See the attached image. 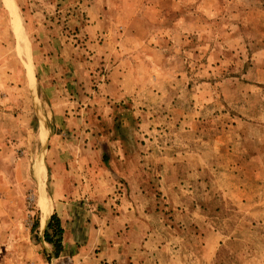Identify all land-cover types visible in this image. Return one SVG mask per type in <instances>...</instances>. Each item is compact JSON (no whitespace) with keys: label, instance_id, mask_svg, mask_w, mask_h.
I'll list each match as a JSON object with an SVG mask.
<instances>
[{"label":"rangeland","instance_id":"374dc122","mask_svg":"<svg viewBox=\"0 0 264 264\" xmlns=\"http://www.w3.org/2000/svg\"><path fill=\"white\" fill-rule=\"evenodd\" d=\"M4 1L0 73L17 69L22 85L18 90L27 98L24 111L36 104L42 125L39 133L27 130L26 139L17 129L0 130V264H17L8 253L17 246L7 239L12 232L8 221L17 211V190L21 210H29L34 192L38 200L39 189L56 193L67 184L64 174L71 170L66 168L73 151L63 149L64 137L55 134L62 132L66 106H74L67 102L77 100L82 90L77 60L95 59L103 45L116 58L115 46L123 40L133 58L130 66L147 65L157 46L166 48V57L175 55L182 75L181 91L172 104L186 115L183 127L197 124L199 129L194 148L170 132L151 135L155 147L145 148L151 159L177 163L166 174L152 166L150 226L142 236L149 241L148 259L145 252L131 256L120 241L119 251L108 254L120 259L105 261L264 264V0H14L24 27L25 57L18 53L17 33L23 34L15 26L17 12L11 13ZM92 66L87 77H103V67L97 71ZM91 81L95 85L85 86L83 95H89V87L96 88L97 80ZM68 125V133L84 128L82 118L70 123L68 117L63 129ZM84 156L96 167L99 155L93 146ZM174 176L180 181L174 182ZM79 185L85 209L104 208L100 197L111 189L103 179L82 175ZM28 215L33 226L35 207ZM50 246L51 259L44 253L45 264L70 263L53 259Z\"/></svg>","mask_w":264,"mask_h":264},{"label":"crops","instance_id":"0c3cea01","mask_svg":"<svg viewBox=\"0 0 264 264\" xmlns=\"http://www.w3.org/2000/svg\"><path fill=\"white\" fill-rule=\"evenodd\" d=\"M101 49L100 56L95 59L93 56L86 59L81 56L77 60L76 67H80L78 71L81 69L77 75L84 77L77 80L82 90L75 96L77 100L67 102L74 103V106H66L65 117L59 126L62 132L55 134L64 137L63 149L69 153L73 151V156L68 159L70 166L66 168L71 170L64 174L67 184L62 190L59 187L56 193L45 194L39 189L38 200L36 192H32V210H21L22 196L17 190V211L8 221V228L12 229V232L7 237L8 244L17 246V251L12 249V252H8L14 255L17 264H45V254L48 261L51 259L52 254L47 252L51 250V244L45 241L44 233L53 214L57 215L63 229L62 250L58 257L53 258L55 260H67L69 264H107L105 260L110 259L118 261L120 258L108 257V254L119 251L120 241L131 249V256L133 252L134 257L138 252H145L147 260L149 241L143 240L142 236L150 226L152 166L166 174V169L170 171V167L175 166L177 160H153L150 150L145 148L149 149V146L153 145V139H150L152 134L161 137L160 133L163 132L172 133L180 143H183V140L189 147L194 148L199 127L197 124L183 127L182 119L186 118V115L172 104L181 91L182 75L180 63H176L175 55L166 57V48L163 45L157 46L152 49L154 56L147 65L136 64L134 67L129 65L133 63V58L126 52L125 40L116 44V58L109 52V47L103 45ZM69 50L73 53L70 46ZM93 63L97 66V71L103 67V77H87V69L93 67ZM2 69L3 67H0V71ZM89 79L97 80L96 88L89 87V95H83L87 92L85 86L90 83L95 85ZM20 83L16 68L13 73H0V130L6 127L7 133L17 129L26 139L27 130L30 133H39L38 129L42 124L39 123L36 104L34 109L24 111L27 98L24 99L25 96L18 90ZM80 96L83 97V108L79 117L77 110L82 99ZM191 112L190 120L193 119ZM68 117L70 123L76 120L78 122L79 118H82L83 131L75 133L76 135L72 131L66 132V129H72L70 125L63 129ZM42 129L45 130V127ZM51 137L53 140L54 134H51ZM103 142L107 144L105 149ZM29 144L36 143L30 140ZM92 146L93 153L99 155L96 167L84 156L91 151ZM75 150H78L79 154H76ZM92 173L103 179L111 189L100 197L105 201L101 210L85 209V205L79 202L81 176ZM54 179L58 181L59 174H56ZM173 180L180 181L176 180L175 176ZM43 198L47 199L50 206V214L45 221L41 206ZM34 207L38 218L37 223L32 226L28 214H33ZM142 241L145 242L144 245H141ZM131 256L127 257V261H131ZM135 262L138 263V260Z\"/></svg>","mask_w":264,"mask_h":264},{"label":"trees","instance_id":"16d2710c","mask_svg":"<svg viewBox=\"0 0 264 264\" xmlns=\"http://www.w3.org/2000/svg\"><path fill=\"white\" fill-rule=\"evenodd\" d=\"M37 222L34 223V225ZM62 235L63 229L60 220L56 214H53L47 224V229L44 233V239L53 246V253L57 257L62 250Z\"/></svg>","mask_w":264,"mask_h":264},{"label":"bare ground","instance_id":"6f19581e","mask_svg":"<svg viewBox=\"0 0 264 264\" xmlns=\"http://www.w3.org/2000/svg\"><path fill=\"white\" fill-rule=\"evenodd\" d=\"M6 3V6L9 8V10L11 11V13L14 11L17 12V15H15V26L17 28V32H18V29H19V32H21L23 35L20 36L18 33H17V37H18V40H19V43H18V53L23 55V57H25V53H26V50L24 48L23 50V47L21 46V43L24 39V27H23V22H22V19H21V16H20V13L18 12L16 6H15V2L14 0H5L4 1ZM18 18V19H17ZM41 206L43 208V220L45 221L49 214H50V206H49V203L47 201L46 198H43V201L41 202Z\"/></svg>","mask_w":264,"mask_h":264}]
</instances>
